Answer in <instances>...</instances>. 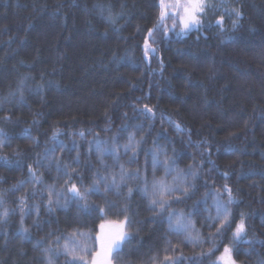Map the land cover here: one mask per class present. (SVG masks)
Returning <instances> with one entry per match:
<instances>
[{
  "label": "trees",
  "instance_id": "1",
  "mask_svg": "<svg viewBox=\"0 0 264 264\" xmlns=\"http://www.w3.org/2000/svg\"><path fill=\"white\" fill-rule=\"evenodd\" d=\"M162 2L0 0V212L9 209L0 264H91L95 250L73 258L63 244L119 222L130 238L110 264H218L225 246L235 264L264 260V0H205L201 26L186 34ZM129 136L135 154L123 147ZM121 165L128 175L113 186ZM189 165L193 190L154 209L146 182L171 183ZM94 182L84 199L68 191ZM225 185L234 202L216 235L210 217L217 190L227 201ZM169 212L195 231L177 229ZM242 214L245 234L234 240Z\"/></svg>",
  "mask_w": 264,
  "mask_h": 264
},
{
  "label": "snow or ice",
  "instance_id": "2",
  "mask_svg": "<svg viewBox=\"0 0 264 264\" xmlns=\"http://www.w3.org/2000/svg\"><path fill=\"white\" fill-rule=\"evenodd\" d=\"M163 6V5H162ZM211 7V5L207 4L205 0H188V3L184 6V16L181 18V31L183 33H187L188 31H191L192 29H199L201 26V16L205 13L206 9ZM235 13L236 19L233 20V29L238 27V21L242 17V13L239 10L234 9L233 10ZM101 14H103V8L101 7ZM231 15V13H228ZM166 13L161 12V20L165 18ZM217 25L221 27V31H223V17H221L219 20H217ZM154 29H149V36H151L152 32ZM149 44L148 40H145V56L149 54ZM151 51H155L154 49H151ZM22 98V94H21ZM145 111L147 112H152L151 108H148L145 106ZM179 127V126H177ZM83 135V133H81ZM4 141L0 140V144H3ZM138 141L134 140L133 136H129L128 138V143L123 145L125 150L131 149L133 153L135 154L136 148L135 144H138ZM48 150H46L47 153ZM46 157V154H45ZM42 163V161L37 160L36 164L39 166ZM153 167L155 168L156 165L159 163L158 160V153L153 154ZM171 158L166 157L164 160V166H165V176H167L171 171ZM67 167V166H66ZM57 170L59 171V165H57ZM29 174L30 178L34 180L36 183H40V178L36 176V173L33 171L32 166H29ZM138 174V173H137ZM127 171L124 169L123 165H121V171L119 173V181L116 178V175L112 176L111 179V185L113 186H119L120 182L125 181L127 177ZM197 172L193 171V166L189 165L188 169L186 170H177V175L173 177V180L171 183H168L163 177L160 179H153L151 183V187L149 189V186L147 185V182L145 184L144 189L142 190L146 195L150 193L152 196V199L150 200V205L155 209L159 208L161 211L166 209L169 206V197L172 196L173 193H180V196H177L175 199L179 200L181 197H187L189 193L193 190L194 184L192 181H194L197 178ZM227 175V174H226ZM107 177L102 178V181H106ZM24 182L21 181V184ZM109 185L105 183V188L106 190L108 189ZM96 185L95 182L92 185L91 189H85L84 192L82 193L75 184L72 185L71 188L68 189L70 193L73 194L74 197H79L80 199H84L85 196L88 194L90 190H95ZM224 191L227 192V201L223 204L220 203V191L217 190L216 196H215V201H216V209H217V215L215 217H210V219L214 220H220V226L216 229V235H219L225 227L229 226L230 224V217L231 213L227 209V205L231 204L234 202V198L232 196L231 189L225 185L224 186ZM132 189H129V194H131ZM59 195V194H57ZM205 195H208L206 193ZM24 198H21V203L23 204ZM53 201L51 199V194L49 198V210H51V205ZM21 214H22V219L21 222L23 221V215L25 214V209L21 207L20 209ZM9 215V209L4 208L2 212H0V220H4L7 216ZM174 215V212H169V219L171 220L172 216ZM221 216H223V219H220ZM185 217L183 212L180 213L179 216L176 217V223L180 227L184 228L185 230L191 229V231H195V226L194 224L191 223V221H188L187 223H184ZM23 233H27L28 229L22 228L21 229ZM191 231L189 232L190 238L193 240V242H200L199 241V234L196 233L195 236L191 235ZM245 234V221L243 214L241 216L240 222L236 225V228L233 232V239L234 240H239L242 238V236ZM130 237L124 233L120 232L116 237H114L108 244V251L109 252H119L121 250V241H127ZM65 251H68V245H64ZM216 249L212 248L209 249V252L206 255H211ZM46 253L49 250H45ZM166 260L168 259L167 257L165 258ZM218 264H235V261L232 259V249L228 246H225L223 254L217 258ZM49 264H52L51 260L49 259ZM175 264V262H173ZM260 264H264V260L260 261Z\"/></svg>",
  "mask_w": 264,
  "mask_h": 264
},
{
  "label": "rangeland",
  "instance_id": "3",
  "mask_svg": "<svg viewBox=\"0 0 264 264\" xmlns=\"http://www.w3.org/2000/svg\"><path fill=\"white\" fill-rule=\"evenodd\" d=\"M166 2L168 3V5H166ZM187 3H188V0H163L162 8H163V10L164 9H166V10H169V9L170 10H175V11L178 12L179 16L182 18L184 16V6ZM165 180L167 181V179H165ZM171 181H172V179H171ZM220 203L223 204L224 201H222V199H220ZM214 211H215L214 215L216 216L217 215L216 204H215V207H214ZM221 217H223V216H221ZM171 220L172 221H174V220L176 221V217L172 216ZM171 220L169 219V221H171ZM123 226L124 225L121 222L115 223V224L113 223V224H111L108 227V230H107L105 235L102 234V237H101L98 234V236H96L93 240L90 239V241H88L87 239L82 240V241L81 240H76V239H72V237H71V238H69L70 240L68 239L67 241H65V243L63 244V249L62 250L65 251L64 245L67 244L68 245V251H66V252L71 254L73 256V258H79L83 254L89 253L90 250H92V251L95 250V252L93 254V260L91 261V264H110L111 252L108 251V244L121 231L126 233V231H125ZM176 227H177V229H183L179 225H177ZM81 234L84 237L89 236V235L84 234V233H81ZM121 244H122V241H121ZM88 259L91 260V258H88Z\"/></svg>",
  "mask_w": 264,
  "mask_h": 264
}]
</instances>
